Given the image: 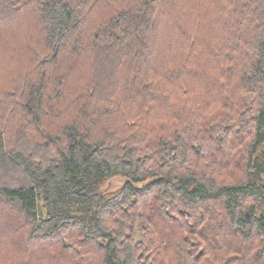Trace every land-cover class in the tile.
Masks as SVG:
<instances>
[{
	"label": "trees",
	"instance_id": "obj_1",
	"mask_svg": "<svg viewBox=\"0 0 264 264\" xmlns=\"http://www.w3.org/2000/svg\"><path fill=\"white\" fill-rule=\"evenodd\" d=\"M0 264H264V0H0Z\"/></svg>",
	"mask_w": 264,
	"mask_h": 264
},
{
	"label": "rangeland",
	"instance_id": "obj_2",
	"mask_svg": "<svg viewBox=\"0 0 264 264\" xmlns=\"http://www.w3.org/2000/svg\"><path fill=\"white\" fill-rule=\"evenodd\" d=\"M124 180L123 179H120V178H118V179H113L112 181H111V183L109 184V186H108V189L110 190V191H112V190H116V189H118V188H120L123 184H124ZM93 197H94V199L97 201V202H99L100 201V197L98 196V194H94V195H92Z\"/></svg>",
	"mask_w": 264,
	"mask_h": 264
}]
</instances>
